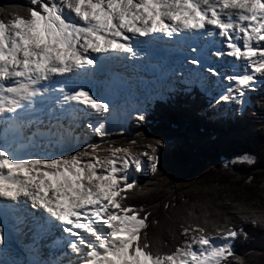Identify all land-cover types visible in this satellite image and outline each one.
Instances as JSON below:
<instances>
[{
  "label": "snow or ice",
  "instance_id": "1",
  "mask_svg": "<svg viewBox=\"0 0 264 264\" xmlns=\"http://www.w3.org/2000/svg\"><path fill=\"white\" fill-rule=\"evenodd\" d=\"M0 13V246L7 226L29 252L47 248L52 257L11 264H246L234 243L247 232L211 198L189 205L181 197L173 216L176 204L165 202L164 219L179 221L181 239L165 251L149 238L151 213L127 201L152 191L135 173H159L162 140L142 151L137 140L83 147L79 140L88 130L103 140L117 119L143 122L152 99H164L145 92L132 104V82L113 70L151 63L162 40L211 42L217 61L232 58L225 74L204 48L184 44L188 55L172 72L215 86L216 104L234 102L242 112L247 93L264 84V0H29L24 10ZM233 163L254 166L257 157L243 153ZM216 204L264 230L259 201L225 193Z\"/></svg>",
  "mask_w": 264,
  "mask_h": 264
},
{
  "label": "trees",
  "instance_id": "2",
  "mask_svg": "<svg viewBox=\"0 0 264 264\" xmlns=\"http://www.w3.org/2000/svg\"><path fill=\"white\" fill-rule=\"evenodd\" d=\"M28 6L29 0H0V8L9 13ZM4 15L0 13V18ZM180 89L163 100H153L148 105L145 121L132 118L123 131L111 132L103 140L93 136L88 143L126 144L137 140L142 151L143 143L148 140L163 141L158 149L159 173L153 175L147 169L135 173L137 184L152 191L134 195L127 201L151 213L148 232L156 247L167 251L179 243V240L174 242L179 235V221H165V202L176 204L169 211L173 216L182 206L181 197L189 205L211 198L213 207L220 208L221 216L227 215L231 223L247 232V238L241 236L235 241L236 254L243 256L246 264H264V230L250 224L241 225L228 205L216 204L217 199H224L228 193L235 199L257 200L264 206V84L249 95L250 106L242 112L217 117L205 114L209 100L197 88ZM243 153L254 154L256 165L233 163ZM249 176L253 179L246 182ZM213 186L215 192L204 191ZM154 218L161 224L152 226L150 221Z\"/></svg>",
  "mask_w": 264,
  "mask_h": 264
},
{
  "label": "bare ground",
  "instance_id": "3",
  "mask_svg": "<svg viewBox=\"0 0 264 264\" xmlns=\"http://www.w3.org/2000/svg\"><path fill=\"white\" fill-rule=\"evenodd\" d=\"M221 38L215 37V40L218 42ZM209 46L201 47L204 48L206 53L209 51H215L216 49L212 47L211 42H209ZM222 45L217 43L216 47H221ZM223 47V46H222ZM208 61L211 64L212 56L208 55ZM154 58L152 57V61ZM160 62V63H158ZM153 64L155 65L156 69V76L150 75V73H145L144 71H132L133 79L132 77V84H131V93H132V99H135L137 97V90L135 89V85L133 82L140 83L144 87L148 84H151L154 81H161L163 79V76L166 75L167 72L172 71L173 69L179 70V65L182 63V60L178 57H168L166 54H162V56L159 58V61ZM159 64V67H158ZM187 67L195 68L196 66L188 65ZM227 70V66H223L222 70H218L225 74H230ZM131 73V70L125 71L123 73V76L126 77L128 74ZM170 78V77H169ZM167 82H172L171 79H169ZM221 84H227V81L221 80ZM223 105H225L224 102H221L220 105H218L217 109L219 110V107L221 110L223 109ZM220 111V110H219ZM5 242L2 246H0V264H11L12 261H22V262H30L34 259H51V255L49 253V250L47 248H41L39 253H32L29 252L26 245H24L25 238L23 236H18L15 233H10L7 226H5ZM25 242H28L25 240ZM45 252V253H44ZM31 257V258H30ZM30 258V259H29Z\"/></svg>",
  "mask_w": 264,
  "mask_h": 264
},
{
  "label": "rangeland",
  "instance_id": "4",
  "mask_svg": "<svg viewBox=\"0 0 264 264\" xmlns=\"http://www.w3.org/2000/svg\"><path fill=\"white\" fill-rule=\"evenodd\" d=\"M178 81L179 80L176 79V80H173V82H167L168 84L165 85V87H161V88H158V87L152 85L153 82L151 84L146 85L145 87L143 85H141L140 83L139 84L136 83L135 89L137 90V94H138L137 96H141L145 92H152V93H161L163 95V97L165 98L167 95L177 92L176 85L179 84ZM189 86H190V88H192L193 86L196 87L201 94L205 95L207 97V99H210V100H213V97L216 96L217 92L219 91V89L216 88L215 86H213L212 88H208L206 85H205V87H201L198 83H191L190 82ZM157 99H159V98H154L152 100H157ZM160 100H162V99H160ZM131 102H132V104H136V99H132ZM213 102H214V100H213ZM151 103H152V101H151ZM220 103L218 105H220ZM245 105H246V103H245ZM223 106H224L223 107L224 110H228V113H227L228 115H233L234 114L233 109L237 105L234 102H229V103H225V105H223ZM217 107L218 106L208 107L204 112L209 117H213L212 115H216V113H219L217 111L221 110L220 108H222V107H219V110H218ZM131 119L122 118V119L110 121L109 126H108L109 127V133L114 132L116 130L121 131V126L123 127V130H124L125 129L124 127H126L129 124ZM93 136H96V135L93 134L90 130H88L86 132V134L82 132L80 134V140H79L80 146L83 147V145L85 143L90 142V140L92 139ZM178 237H180V236L177 235L176 238L174 239V242H178V240L180 241V239H178ZM24 243H25V241H24Z\"/></svg>",
  "mask_w": 264,
  "mask_h": 264
}]
</instances>
